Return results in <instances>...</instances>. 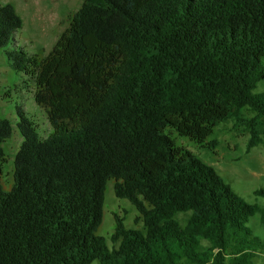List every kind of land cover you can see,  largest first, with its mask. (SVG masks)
Masks as SVG:
<instances>
[{"label":"trees","instance_id":"obj_1","mask_svg":"<svg viewBox=\"0 0 264 264\" xmlns=\"http://www.w3.org/2000/svg\"><path fill=\"white\" fill-rule=\"evenodd\" d=\"M20 28L0 3V50L49 130L15 107L0 264H253L264 243L247 223L264 227V207L164 130L202 145L231 120L247 147L264 142V0H82L41 59L15 45ZM11 130L0 119V163ZM107 181L141 223L114 216L111 249L96 233Z\"/></svg>","mask_w":264,"mask_h":264},{"label":"rangeland","instance_id":"obj_2","mask_svg":"<svg viewBox=\"0 0 264 264\" xmlns=\"http://www.w3.org/2000/svg\"><path fill=\"white\" fill-rule=\"evenodd\" d=\"M81 2L82 0H0V3L11 5L21 20V28L14 34L13 42L36 59L43 58L50 51ZM2 51L0 50V119L8 120L12 127L10 137L1 144L0 184L2 189L7 190L11 184L12 160L21 140L15 128V107H20L37 125L40 134H45L49 127L44 109L35 101L37 91L26 82L22 74L15 73L8 67ZM253 93H264V80L256 84ZM164 133L176 147L190 152L211 166L223 182L245 202L264 207V200L253 194L257 189H264V142L247 147L248 136L235 128L231 120L218 124L202 145L179 137L170 129H165ZM114 216L122 219V224L127 229L141 228L134 208L127 201L116 199L112 181H107L103 193L101 223L96 233L105 240L108 249L112 248L109 236ZM247 227L252 235L264 243V227L259 224L257 216L248 220ZM91 264L98 263L94 261ZM253 264H264V249L256 255Z\"/></svg>","mask_w":264,"mask_h":264}]
</instances>
